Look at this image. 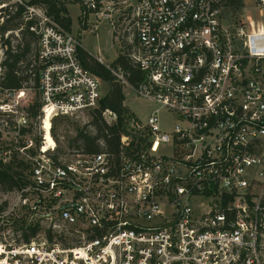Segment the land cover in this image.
Masks as SVG:
<instances>
[{
	"label": "built area",
	"instance_id": "1",
	"mask_svg": "<svg viewBox=\"0 0 264 264\" xmlns=\"http://www.w3.org/2000/svg\"><path fill=\"white\" fill-rule=\"evenodd\" d=\"M228 1L99 2L92 15L130 33L142 79L131 86L93 59L171 121L158 110L145 121L128 115L116 151L83 153L58 151L52 125L97 109L101 80L45 10L0 0V162L21 163L27 181L0 193V225L19 215L35 230L0 245L5 262L264 264V0L252 18ZM23 34L36 37L29 87L3 88ZM102 118L117 121L107 110Z\"/></svg>",
	"mask_w": 264,
	"mask_h": 264
},
{
	"label": "trees",
	"instance_id": "2",
	"mask_svg": "<svg viewBox=\"0 0 264 264\" xmlns=\"http://www.w3.org/2000/svg\"><path fill=\"white\" fill-rule=\"evenodd\" d=\"M107 0H30L29 5L40 7L52 17L54 21L67 31H71V20L67 14L68 5H78L81 11L80 20L82 22L89 14H93L101 7L99 2ZM92 3L94 9L88 6ZM229 6L233 9H239L243 6L242 0H230ZM36 45V37L33 34H23L21 44L17 46L16 53L11 57L9 63L6 64L5 78L2 82L3 88L6 89H22L28 88V75L26 70L32 63V55ZM130 49L128 50V48ZM124 48V52L119 54L112 67L119 68L126 76L128 83L135 86L141 81L142 76L138 68L129 58L132 45ZM128 50V51H127ZM78 54L84 68L89 70L96 78L100 79L108 87V91L99 103V107L88 113L89 121L83 126L75 125V135L68 140V149L70 151H78L83 153H96L103 151V148L116 151L119 146V139L124 132L122 127L123 119L128 115V109L123 106L124 96L122 87L117 83L109 70L96 61L92 64L88 63L91 57L81 48ZM22 63L23 67L19 64ZM34 72V68L32 69ZM36 105L29 109L31 117H36ZM110 111L117 117L115 124L108 126L103 118L104 111ZM68 119H57L52 125V136L55 139V129L57 125ZM24 167L21 163L10 161L7 164L0 162V193L5 194L13 191H19L27 185L26 178L22 175ZM6 209V203L0 205V213ZM6 225H0V231L10 229L13 234H20L24 242H28L33 236L35 230L26 225L24 216H9L3 222Z\"/></svg>",
	"mask_w": 264,
	"mask_h": 264
},
{
	"label": "rangeland",
	"instance_id": "3",
	"mask_svg": "<svg viewBox=\"0 0 264 264\" xmlns=\"http://www.w3.org/2000/svg\"><path fill=\"white\" fill-rule=\"evenodd\" d=\"M29 2L30 0H23ZM254 0H244L243 6L234 13H237V17L240 16H254ZM118 5H113L112 8V20H118L122 22L121 16H115V12L119 11ZM233 12L231 18L233 16ZM67 14L71 20V33L78 39L81 45V49L88 54L91 59L88 60L89 64L95 61L93 58H101L104 65L112 66L119 54L124 52V48L129 46V34L122 33V30L118 27L117 30L110 22V20L104 17L96 18L94 15L89 14L87 18L82 22L80 20V8L78 5H68ZM130 47L128 48V50ZM127 50V51H128ZM103 96L108 91V87L101 81ZM124 96L123 106L128 109V113L131 116H135L142 121L146 120V117L156 110L158 107L146 100L138 99L133 92L128 88L122 89ZM161 123L167 125L170 123V117L162 110H158L157 113ZM89 121L88 113L79 114L76 117L69 118L61 122V125H57L55 129V141L58 147V151H66L68 149V140L72 139L75 135V125L83 127ZM1 197V196H0ZM8 210H6L7 212ZM1 225H5L1 223ZM17 235L13 234L10 229L0 231V245H19L20 241L17 240ZM8 260L5 262L4 255L0 257V264H9Z\"/></svg>",
	"mask_w": 264,
	"mask_h": 264
},
{
	"label": "crops",
	"instance_id": "4",
	"mask_svg": "<svg viewBox=\"0 0 264 264\" xmlns=\"http://www.w3.org/2000/svg\"><path fill=\"white\" fill-rule=\"evenodd\" d=\"M243 2H244V0H243Z\"/></svg>",
	"mask_w": 264,
	"mask_h": 264
}]
</instances>
